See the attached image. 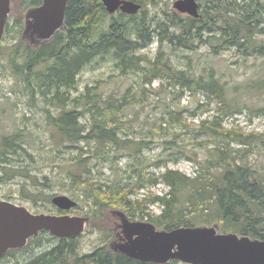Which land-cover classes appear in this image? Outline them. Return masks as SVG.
Returning a JSON list of instances; mask_svg holds the SVG:
<instances>
[{
    "label": "trees",
    "instance_id": "1",
    "mask_svg": "<svg viewBox=\"0 0 264 264\" xmlns=\"http://www.w3.org/2000/svg\"><path fill=\"white\" fill-rule=\"evenodd\" d=\"M133 1L143 5L151 0ZM41 2L26 0L30 6ZM201 12L199 18L184 16L176 20L181 24L174 21L180 25L181 35L185 38L178 40L179 43L189 47L193 41L190 39L208 33V41L218 49L235 47L243 53L264 56V40H256L257 35L264 34V0H206ZM64 23L63 29L57 30L49 40L36 48L21 50L17 45L11 57L12 72L22 78L31 94L37 92L52 105L62 107L70 98L61 88L74 87L76 75L94 56L113 53L122 71L136 70L140 64L134 51L147 45L155 35L146 34L148 22L143 17L122 12L110 17L101 0H69ZM132 33L136 35L135 38L130 37ZM158 62L160 68L156 65L146 71L149 75L153 73L146 77L149 82L153 77L170 72L169 78L181 81L182 87L190 91L201 88L219 98L221 104L218 113L202 119L197 126L199 134L195 136L199 145H202L198 140L200 135L212 142L213 147L204 145L206 153L200 156L195 149L183 150L174 138L165 141L169 145L165 158L148 161L142 153L146 140L121 135L122 100L118 102L112 94L103 98L97 86H88L85 93L74 98L72 109L63 108L56 116L47 110L48 124L60 135V144L67 148L78 147L85 141L93 144L91 156L103 163H111L114 169L122 153H126L132 162L128 164L126 181L116 180L107 184L91 181L88 177V158L78 157L75 163L81 171L68 172L71 183L85 188V197L92 199L94 206L121 205L133 217L137 212L140 217L147 213L159 230L216 224L221 233L264 240V172L236 159L230 148V140L251 146L252 138L258 134L224 128V117L240 108L230 104L226 96L227 87L219 78L210 74L202 79L189 72H175L162 60ZM129 96L124 99H129ZM86 114L88 118L83 123L81 118ZM252 114H264V106ZM181 123L191 125L184 120ZM157 130V134H161V130ZM15 138H4L3 147L0 148V163H4L0 181L20 172L13 169L9 162V157L15 155L17 149H22L21 142L17 143ZM180 157L196 166L198 172L194 177L173 169H166L159 175L148 172L150 166L160 167ZM158 182L168 186L166 193L144 195L134 201L135 208L131 205L130 194ZM155 203L161 207V212L150 215L146 212L147 205ZM54 208L57 214L66 212ZM44 239H56L57 242L51 248L15 264H160L135 260L108 245L79 255L78 236L58 238L45 230L29 238L25 246L8 250L0 262L4 257L41 246ZM177 261L170 260L164 264Z\"/></svg>",
    "mask_w": 264,
    "mask_h": 264
},
{
    "label": "rangeland",
    "instance_id": "2",
    "mask_svg": "<svg viewBox=\"0 0 264 264\" xmlns=\"http://www.w3.org/2000/svg\"><path fill=\"white\" fill-rule=\"evenodd\" d=\"M174 1L151 0L144 3L136 14L147 20L146 34H155L147 45L134 51L142 69L122 71L113 53H99L80 69L74 87L61 88L70 98L62 107L52 105L37 92L31 94L32 91L22 78L12 72L11 57L17 45L23 50L26 47L36 48L39 44L31 41L29 34L25 33L26 13L33 6L26 4V0H11L6 29L0 43V148L3 147L4 138L16 137L22 149H17L16 154L9 157L12 168L20 172L10 179L0 181V200L26 206L33 212L52 214H57L51 202L53 196L61 194L75 200L77 205L65 213L86 218V228L77 241L79 255L90 253L102 245L117 250L124 241L120 227L122 216L131 222L152 223L147 213L140 217L137 212L133 217L121 205L94 206L92 199L85 197L86 189L72 184L68 177V172L81 171L75 163L78 157L88 158V177L91 181L107 184L116 180L126 181L128 164L132 162L126 153H122L114 169L111 163H103L91 156L93 144L82 141L78 147L67 148L60 144V135L48 124L47 110L56 116L63 108L72 109L74 98L85 93L88 86H97L103 98L112 94L118 102L122 100L121 135L128 134L131 138L146 140L142 153L148 161H152L157 157L165 158L169 153V148H166L169 145L165 141L174 138L183 150L195 149L203 156L206 153L204 145L211 148L213 143L199 135L198 140L202 143L199 145L195 138L199 134L197 126L202 119L218 113L221 103L215 94L204 89L190 91L182 87L181 81L169 78L170 72L165 73V76L153 77L149 82L146 77L153 73L149 75L146 71L156 65L160 68L158 61L162 60L175 72H189L202 79L212 74L226 85V96L230 104L240 108L224 117V128L258 134L252 138L251 146L230 140L232 156L264 172V114H252L264 106V56L243 53L235 47L218 49L208 41V33L190 39L193 41L189 47L179 43L178 40L185 38L181 35L180 25L174 21L188 15L178 12L173 7ZM196 1L202 13L206 0ZM120 12L117 10L110 17H116ZM212 26L216 27L214 24ZM130 37L135 38L136 35L132 33ZM256 40H264V34L257 35ZM127 94H130L129 99H124ZM87 118L86 114L81 122H86ZM181 120L191 125L185 126ZM156 129H160L161 134H157ZM3 166L4 163H0V176L3 175ZM166 169L178 170L190 177L198 172L196 166L184 157L160 167L150 166L148 172L159 175ZM167 191L168 186L158 182L128 197L135 208L136 199L150 193L163 195ZM147 206L146 212L150 215L160 214L161 207L157 203ZM211 226L219 231L216 224ZM56 242V239H44L41 246L4 257L0 264L24 261L51 248ZM174 264L188 263L178 260Z\"/></svg>",
    "mask_w": 264,
    "mask_h": 264
},
{
    "label": "water",
    "instance_id": "3",
    "mask_svg": "<svg viewBox=\"0 0 264 264\" xmlns=\"http://www.w3.org/2000/svg\"><path fill=\"white\" fill-rule=\"evenodd\" d=\"M69 0H42L26 13L25 33L41 44L65 27V8ZM109 14L117 10L136 15L142 4L133 0H101ZM11 0H0V43L10 13ZM173 7L193 18L201 16L196 0H175ZM52 204L63 211L77 202L66 195H55ZM123 243L117 251L141 262L188 264H264V240L235 233H221L214 226L179 227L159 230L150 222L129 221L121 217ZM86 228V218L77 214L33 212L26 206L0 200V258L10 249L21 248L42 230L58 237H76Z\"/></svg>",
    "mask_w": 264,
    "mask_h": 264
},
{
    "label": "flooded vegetation",
    "instance_id": "4",
    "mask_svg": "<svg viewBox=\"0 0 264 264\" xmlns=\"http://www.w3.org/2000/svg\"><path fill=\"white\" fill-rule=\"evenodd\" d=\"M42 1V0H41ZM42 3V2H41ZM40 5V4H39ZM36 6H38V5H36ZM33 7H35V6H33ZM44 43V42H43ZM43 43H41V44H43ZM40 45V44H39Z\"/></svg>",
    "mask_w": 264,
    "mask_h": 264
}]
</instances>
